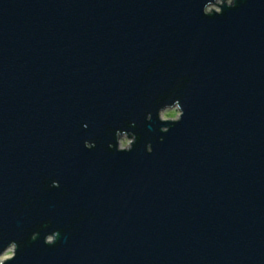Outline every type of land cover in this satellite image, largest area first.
Returning <instances> with one entry per match:
<instances>
[{
	"label": "water",
	"instance_id": "water-1",
	"mask_svg": "<svg viewBox=\"0 0 264 264\" xmlns=\"http://www.w3.org/2000/svg\"><path fill=\"white\" fill-rule=\"evenodd\" d=\"M220 1L0 0V264H264V0Z\"/></svg>",
	"mask_w": 264,
	"mask_h": 264
},
{
	"label": "rangeland",
	"instance_id": "rangeland-1",
	"mask_svg": "<svg viewBox=\"0 0 264 264\" xmlns=\"http://www.w3.org/2000/svg\"><path fill=\"white\" fill-rule=\"evenodd\" d=\"M227 1H229V0H227ZM216 3H218V4H220V3H222L220 0H217V2ZM213 7H208L207 8V11H209L210 10V8H212V9H214V10H218V7H217V5L216 4H214V5H212ZM172 110H178L176 107H173V108H167V109H165V110H163L161 113H160V116H161V118L162 119H176L178 116H176V117H172V116H168V115H166V113H168V112H170V111H172ZM125 141H127V143H124ZM131 140L129 139V138H127L126 136H122L121 138H120V140H119V145H120V147H122V148H124V147H127L128 145H129V142H130ZM11 249H12V251H13V248L12 247H10ZM9 249V248H8ZM7 249V250H8ZM6 250V251H7ZM5 251V252H6ZM4 252V253H5ZM4 253L1 255V256H3L4 255ZM1 262V261H0Z\"/></svg>",
	"mask_w": 264,
	"mask_h": 264
},
{
	"label": "clouds",
	"instance_id": "clouds-1",
	"mask_svg": "<svg viewBox=\"0 0 264 264\" xmlns=\"http://www.w3.org/2000/svg\"><path fill=\"white\" fill-rule=\"evenodd\" d=\"M229 3H231V0H229ZM209 7H213L212 5H210ZM166 115L168 116H172V117H176L179 116V111L178 110H172L168 113H166ZM124 143H127V141H125ZM13 255V251L11 248H9L3 256H0V261H2L3 259L7 258V257H11Z\"/></svg>",
	"mask_w": 264,
	"mask_h": 264
}]
</instances>
